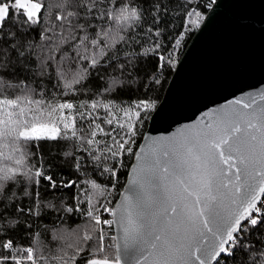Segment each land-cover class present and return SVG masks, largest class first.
I'll return each mask as SVG.
<instances>
[{"label": "snow or ice", "instance_id": "snow-or-ice-1", "mask_svg": "<svg viewBox=\"0 0 264 264\" xmlns=\"http://www.w3.org/2000/svg\"><path fill=\"white\" fill-rule=\"evenodd\" d=\"M216 2L208 0L207 7ZM161 7L157 0L153 11ZM44 8L40 0H0V43L9 46L18 62L23 61L18 71L32 70L29 55L34 45L26 43L18 32L4 34L6 21L15 16L24 17L23 24H38ZM108 9L97 16V0H63L62 11L52 19L51 28L40 35L41 40L48 42L42 52L50 53L38 66L40 75L53 69L68 92L77 91L76 85L87 79L89 71L102 66L100 58L107 55L103 49L124 39L119 33L131 26L127 22L141 20L144 15L137 0H109ZM186 17L189 25L197 28L205 19L203 13L191 7ZM97 19H104L107 26L94 27ZM3 55L0 51V57ZM107 58L111 60L110 55ZM169 61L175 63L172 57ZM33 104L39 107L32 109ZM100 107L111 117L108 105H101L100 101L90 104L93 110ZM137 107L145 115L137 111V124L117 123L116 127L123 130L117 133L116 127H111L112 118L101 120L109 129L97 124L100 117L95 111L80 113L81 121L87 120V124L77 125L75 116L69 120L66 112H71L74 105L68 101L45 106L42 100L28 95L0 96V138L19 154L18 158H11L14 165L6 166L0 179L7 182L16 181L18 176L27 177L34 184L45 179L56 188L54 177L39 166L34 175L26 170L25 158L34 155L30 149L38 146L33 142L74 139L90 146L100 142L96 139L99 131L113 141L112 146L105 145L108 154L134 157L137 164L131 169V181L118 209L101 205L114 220H102L97 214L101 208L96 205L83 213L98 233L96 247L89 246L84 264H227V259L235 257L237 251L250 258L251 264H264V250L253 247L245 236L264 229V91L249 93L206 112L194 126L170 137L145 136V143L134 152L139 123L155 110L156 104L140 101ZM116 119L118 122L119 118ZM90 155L98 159L94 152ZM104 171L115 178V168ZM75 185V181H68L63 186ZM92 187L98 186L93 183ZM4 193L5 187L0 184V194ZM114 223L119 232L111 237L115 244L113 253L112 246L105 244L104 226L111 228ZM80 239L92 240L91 231L86 230ZM15 247L12 239L0 237V248L9 251V255L0 256V264L8 260L21 264V259L12 253ZM22 251L24 264L48 260L32 246ZM84 251L77 246L75 254L69 257L72 264Z\"/></svg>", "mask_w": 264, "mask_h": 264}, {"label": "trees", "instance_id": "trees-1", "mask_svg": "<svg viewBox=\"0 0 264 264\" xmlns=\"http://www.w3.org/2000/svg\"><path fill=\"white\" fill-rule=\"evenodd\" d=\"M40 2L45 5L40 23L23 24L24 17L15 16L6 21L4 34L18 32L23 35L26 43L34 45L29 55V60L33 63L31 71H18L22 68L23 61L18 62L17 57L9 51V46L0 43V51L5 54L0 57V96L16 98L28 95L33 100H42L45 106L68 101L74 105L71 112H66L69 120L75 116L77 125L81 122L87 124V120L81 121L80 113L90 114L95 111L100 117L96 123L105 129H109L110 126L101 123L102 119L112 118L111 127H116L117 123L125 126L137 124L136 113L141 111L137 107L139 102L158 103L179 56L197 28L189 25L186 12L191 7L205 15L209 8L208 0H158L162 7L158 11H153L157 0H137L144 11L142 19L127 22L131 26L119 33L124 39L112 48L103 49L107 55L100 58L102 66L98 65L96 69H91L87 79L76 85L77 91L68 92L63 82L56 79L53 69H49L44 75H40L38 70L43 57L50 54L47 51L42 52L48 42L41 40L40 35L46 28H51L52 19L62 11L63 0ZM115 2L116 0H111V3ZM108 4L109 0H97L96 15L99 16L108 9ZM101 26H107L105 20L97 19L94 27ZM55 54L59 55L58 52ZM108 55L111 56V60H108ZM169 57L175 61L174 64L169 61ZM96 101L109 106L111 117L105 115L104 107L97 110L90 108V104ZM30 107L36 109L39 106L33 104ZM151 112H148L147 118L139 123L137 146ZM141 115L144 116L145 113L141 111ZM116 131L121 133L123 130L116 127ZM96 139L100 142L90 146L74 139L33 142L38 146L30 149L34 155L25 158L26 170L34 175L39 166L45 174L54 177L56 188L50 187L45 179H41L39 184L20 176L16 181L22 183L5 182L0 179V184L5 187V193L0 194V237L15 242L16 247L12 253L21 259V264H24L22 249L29 246L48 257V260L42 261L41 264H72L69 257L75 254L78 245L85 251L77 257L76 264H84L89 246L96 247L98 233L95 227L90 226L88 218L83 213L92 205H96L101 208L97 214L110 220L111 215L104 212L101 205L112 208L126 180L133 158L127 155L112 157L105 147L112 146V139L99 131ZM137 146L133 148L134 152ZM92 152L98 159L92 158L90 155ZM18 155L6 140L0 138V177L4 175L6 166L14 165V159L11 158H18ZM4 157L10 159L6 161ZM106 168L116 169L115 178L110 172L104 171ZM68 181H75L76 185L64 187ZM93 183L98 187L93 188ZM9 188L10 192L7 191ZM67 208L78 210L68 212ZM86 230L91 231L93 239L83 242L80 237ZM104 231L106 245H111L114 253L115 245L111 240L113 227L104 226ZM245 236L253 242V247L264 250V243H261L264 242V229L246 233ZM7 255L9 251L0 248V256ZM3 264H13V261H4ZM221 264L225 262L221 261ZM227 264H251V260L237 251L235 257L227 259Z\"/></svg>", "mask_w": 264, "mask_h": 264}, {"label": "water", "instance_id": "water-1", "mask_svg": "<svg viewBox=\"0 0 264 264\" xmlns=\"http://www.w3.org/2000/svg\"><path fill=\"white\" fill-rule=\"evenodd\" d=\"M204 16L179 56L138 146L145 136L170 137L194 126L206 112L264 91V0H217ZM136 164L133 157L113 209H118ZM112 227L117 235L118 225Z\"/></svg>", "mask_w": 264, "mask_h": 264}, {"label": "rangeland", "instance_id": "rangeland-1", "mask_svg": "<svg viewBox=\"0 0 264 264\" xmlns=\"http://www.w3.org/2000/svg\"><path fill=\"white\" fill-rule=\"evenodd\" d=\"M101 219H104V216H101ZM113 236H114V232H113ZM105 244H106V241H105Z\"/></svg>", "mask_w": 264, "mask_h": 264}, {"label": "built area", "instance_id": "built-area-1", "mask_svg": "<svg viewBox=\"0 0 264 264\" xmlns=\"http://www.w3.org/2000/svg\"><path fill=\"white\" fill-rule=\"evenodd\" d=\"M110 220H111V218H110Z\"/></svg>", "mask_w": 264, "mask_h": 264}]
</instances>
